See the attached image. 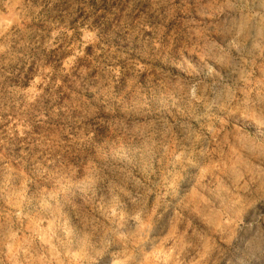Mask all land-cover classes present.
<instances>
[{"label": "rangeland", "instance_id": "374dc122", "mask_svg": "<svg viewBox=\"0 0 264 264\" xmlns=\"http://www.w3.org/2000/svg\"><path fill=\"white\" fill-rule=\"evenodd\" d=\"M0 264H264V0H0Z\"/></svg>", "mask_w": 264, "mask_h": 264}]
</instances>
